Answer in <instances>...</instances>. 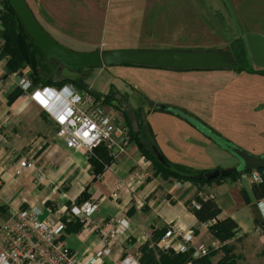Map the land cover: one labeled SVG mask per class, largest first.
<instances>
[{"label": "crops", "instance_id": "obj_1", "mask_svg": "<svg viewBox=\"0 0 264 264\" xmlns=\"http://www.w3.org/2000/svg\"><path fill=\"white\" fill-rule=\"evenodd\" d=\"M226 3L231 8L233 21L220 20L222 26L230 29L231 35L241 33L234 34L231 41L239 39L242 42L251 68L264 70V0H228ZM220 15L224 17L222 12ZM243 34L249 37L245 39ZM243 40H247L246 44ZM19 77L16 72L7 70L6 59L1 58L0 223L6 220L10 210L27 207L37 208L40 211L38 218L44 219L49 213L62 212V206L76 202L77 197L86 191L87 199L98 203V209L89 219L70 218L66 213L61 217L65 222L61 238L79 257L94 254L103 247L99 228L111 219L124 218L128 221L127 227L111 243L109 252L101 256L98 264H119L126 255L140 264L143 246L152 251L183 253L175 250L179 242L174 249L159 247L160 238L171 224L192 233L186 251L194 252L197 246H206L209 252H214L211 257L214 264L225 253L234 257L230 264H264V197H255L248 173L220 179L198 191L188 180L177 183L176 179H163L154 173L151 161L130 140L127 153L112 161L110 166L106 165L104 171L95 177L88 154L83 149L66 146L56 135L54 121L44 115L27 92L22 91L10 105L7 103V96L18 86ZM157 146L165 155L160 145ZM252 153L264 154V151ZM22 158L32 160L34 165L16 174ZM222 162L218 158H209L207 163L193 168L192 172L223 168ZM226 164L229 165L224 168H233L238 160ZM127 178L133 180L130 187L123 185L118 198H113L111 194L116 184ZM199 192L213 194L220 209V219L230 217L236 222L238 229L233 237L220 241L208 230L212 221H198L189 205ZM74 222L81 224L80 229L75 232L72 230L74 225H71L67 230V224Z\"/></svg>", "mask_w": 264, "mask_h": 264}, {"label": "rangeland", "instance_id": "obj_2", "mask_svg": "<svg viewBox=\"0 0 264 264\" xmlns=\"http://www.w3.org/2000/svg\"><path fill=\"white\" fill-rule=\"evenodd\" d=\"M25 1L39 25L56 42L79 52L113 48L226 49L234 34H241L231 35L230 29L220 22L233 21L228 0ZM243 37L247 39L249 35L243 34ZM243 42L246 44L247 40ZM246 63L252 67L249 61ZM45 66L53 81L66 77L82 79L92 94L102 95L113 90L121 106L116 108L127 111L134 126H137L136 113L142 111L155 141L174 165L192 171L209 158H218L224 161L220 169H227L226 163L237 159L180 117L150 110L143 95L186 109L249 153L264 151V75L231 69L185 71L124 64L73 72L60 64L46 63ZM24 73L29 75L27 70ZM132 181L125 179L124 186L129 188ZM172 225L177 224L169 228Z\"/></svg>", "mask_w": 264, "mask_h": 264}, {"label": "built area", "instance_id": "obj_3", "mask_svg": "<svg viewBox=\"0 0 264 264\" xmlns=\"http://www.w3.org/2000/svg\"><path fill=\"white\" fill-rule=\"evenodd\" d=\"M17 85L54 121L56 135L67 147L91 154L98 144L103 143L112 161L126 153L130 138L123 110L101 103L90 89L79 88L70 82L59 86L36 85L27 73L19 77ZM33 165L32 160L22 158L15 172L19 174L23 168ZM248 175L253 183H258L264 177V171L252 170ZM123 185L124 180L116 184L111 194L113 198H118ZM199 196L214 197L205 192H199ZM190 206L198 208L199 204L193 200ZM97 209L98 203L93 200L80 204L72 202L62 206V212L49 213L41 220L38 218L40 211L34 207L10 210L6 220L0 223V264H98L101 256L109 252L111 243L127 227V219H111L99 228L103 247L94 254L79 257L61 238L65 230V222L61 219L64 213L70 218L86 221ZM192 238V233L172 225L158 244L162 249H174L179 242L175 250L184 252ZM208 251V247L199 245L193 255L202 256ZM119 264H136V260L126 255Z\"/></svg>", "mask_w": 264, "mask_h": 264}, {"label": "trees", "instance_id": "obj_4", "mask_svg": "<svg viewBox=\"0 0 264 264\" xmlns=\"http://www.w3.org/2000/svg\"><path fill=\"white\" fill-rule=\"evenodd\" d=\"M0 22H1V30H0V59H6V67L9 72H16L19 76L24 75L26 73L25 70L28 71L31 81L38 85H61L66 82L73 83L79 88H87L82 79L66 77L59 80H52L51 77L47 75L46 66L44 63V58L40 50L34 45L31 41L30 37L26 33L24 26L15 12L12 5L8 2V0H0ZM232 45L234 48V54L237 59V66L235 69L238 72L245 71L246 73H258L264 75V70H255L249 67L246 63V54L243 49V44L239 39L232 40ZM238 62L240 63L238 65ZM130 66L137 67H147L152 68L150 66L145 65H135V64H124ZM89 69V68H85ZM81 70V69H80ZM187 71V70H185ZM110 90L107 94H95L94 96L104 104H109L113 106H119V98H117ZM92 92V91H91ZM23 92L22 90L16 86L7 96V103L10 105L14 99H16ZM118 100V101H117ZM123 110V109H122ZM153 110L165 111L172 113L193 127L196 125L192 124L188 121V118L195 121L198 125H201L208 130L216 133L211 128L207 127L201 120L196 117L194 114H191L187 110L176 106H168V105H158ZM124 118L129 127V138L133 140L138 150L151 161L152 168L154 173L159 174L163 179H176V180H188L192 182L198 191H202L204 186H209L213 183H216L220 179L226 177H236L243 173H247V171H238L228 176L219 175L217 177L208 179L204 176L197 177V174L208 173L211 170H199L197 172H192L187 169L185 166L173 164L170 160H168L162 153H159L165 159V163H161L157 160L156 156L150 152V148L154 147L158 149L155 143V136L150 127L149 122L145 118L141 117V113H136V125L134 123L127 111H124ZM44 115H46L44 113ZM200 131L199 129H197ZM146 133L149 135V139L147 141V148L144 149L141 143V133ZM201 132V131H200ZM202 133V132H201ZM203 134V133H202ZM204 135V134H203ZM220 136V135H219ZM207 137V136H206ZM227 140V139H226ZM159 150V149H158ZM88 161L91 164L92 171L95 174V177L99 176L103 171L106 165L112 163V158L108 154L107 148L103 145V143L98 144L91 154H88ZM220 169V168H216ZM215 170V169H214ZM260 171H264V168H261ZM252 190L256 198L264 197V177L261 182L252 183ZM88 198V194L86 191H83L76 199V203H80ZM198 204V208H194L189 206L192 213L201 222H211L208 225L209 232L220 241H226L234 236L238 227L236 222L230 218H222L220 219L219 213L220 209L217 204L214 202L212 198H202L199 195H196L194 198ZM74 225L72 230L75 232L78 231L81 227V224L78 222H74V224H67V230L70 229V226ZM214 252H207V254L202 256H194L193 251L188 250L183 253H173L171 250H156L152 251L148 247L143 246L141 248V256L139 257L140 264H184L190 262V264H214L211 260V257ZM234 257L231 254L225 253L224 256L218 260L216 264H230V261L233 260Z\"/></svg>", "mask_w": 264, "mask_h": 264}, {"label": "water", "instance_id": "obj_5", "mask_svg": "<svg viewBox=\"0 0 264 264\" xmlns=\"http://www.w3.org/2000/svg\"><path fill=\"white\" fill-rule=\"evenodd\" d=\"M24 29L34 45L40 50L45 62L55 60L69 71L100 66H117L123 64L145 65L162 69L192 70V69H229L233 67L235 59L228 48H113L105 51L93 50L88 52L73 51L56 42L37 22L25 0H8ZM196 125L205 136L218 146L229 152L237 160L236 167L215 169L208 173L197 174V177L208 179L219 175L228 176L238 171L264 168V154H252L236 144L215 134L207 128ZM157 160L165 163L162 155Z\"/></svg>", "mask_w": 264, "mask_h": 264}, {"label": "flooded vegetation", "instance_id": "obj_6", "mask_svg": "<svg viewBox=\"0 0 264 264\" xmlns=\"http://www.w3.org/2000/svg\"><path fill=\"white\" fill-rule=\"evenodd\" d=\"M175 49V48H174ZM179 49V48H178ZM231 52H232V54H233V57H234V59H235V63H234V65H233V67H231V68H229V69H231V70H234L235 72H238L236 69H235V67L237 66V59H236V57H235V54H234V48H233V45H232V41H230V46H229V48H228ZM246 61H247V58H246ZM44 62H45V60H44ZM50 64H52V63H55V64H59L58 62H56L55 60H49L48 61ZM47 62V64H49ZM45 64H46V62H45ZM240 63L238 62V65H239ZM248 65V64H247ZM143 68H147V67H143ZM152 68H155V67H152ZM155 69H162V68H155ZM166 70V69H165ZM193 70V69H192ZM201 70H204V69H201ZM210 70V69H209ZM143 95V94H142ZM143 99L144 100H147L148 102H149V104H150V108H152V109H150V110H153L155 107H157L158 105H168V106H176L175 104H173V103H167V102H160V101H157V100H154V99H152V98H150L148 95H143ZM176 107H180V106H176ZM180 108H182V107H180ZM184 109V108H183ZM184 110H186V109H184ZM141 114H142V111H139ZM141 117L142 118H144L143 117V114L141 115ZM148 122V121H147ZM150 124V123H149ZM150 127H151V125H150ZM154 133V132H153ZM154 136H155V134H154ZM149 139V135L148 134H146V133H141V143L143 144V148L144 149H148L147 148V141L146 140H148ZM156 143V142H155ZM157 145V144H156ZM158 147V149H155L154 147H152V148H150V152L152 153V154H154L155 156H156V158H157V155H161L160 153H162V151L160 150V148H159V146H157ZM159 151H160V153H159ZM163 154V153H162ZM164 155V154H163ZM165 156V155H164ZM163 157V156H162Z\"/></svg>", "mask_w": 264, "mask_h": 264}]
</instances>
